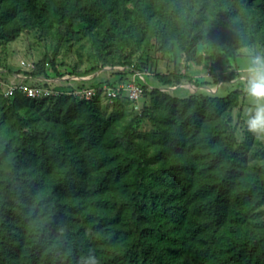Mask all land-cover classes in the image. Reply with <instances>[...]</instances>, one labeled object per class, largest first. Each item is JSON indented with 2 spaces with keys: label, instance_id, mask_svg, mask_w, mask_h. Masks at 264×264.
<instances>
[{
  "label": "trees",
  "instance_id": "obj_1",
  "mask_svg": "<svg viewBox=\"0 0 264 264\" xmlns=\"http://www.w3.org/2000/svg\"><path fill=\"white\" fill-rule=\"evenodd\" d=\"M131 21L207 63L220 82L240 47L264 45V0H0L4 40L70 25L101 28L103 48ZM120 65L150 71L127 62L99 69ZM174 77L155 74L162 87ZM144 89L139 115L116 100L107 119L98 98L4 97L2 116L17 120L18 138L0 143V264H264V225L251 222L264 206V169L246 162L250 137L237 144L240 92L179 98ZM22 106L28 118L15 112ZM122 107L155 115L141 147L116 135Z\"/></svg>",
  "mask_w": 264,
  "mask_h": 264
},
{
  "label": "rangeland",
  "instance_id": "obj_2",
  "mask_svg": "<svg viewBox=\"0 0 264 264\" xmlns=\"http://www.w3.org/2000/svg\"><path fill=\"white\" fill-rule=\"evenodd\" d=\"M202 1L188 0L192 5ZM153 23L157 22L152 21ZM140 27V23L133 21L124 24L121 28L114 30L112 37L107 39L109 41L107 46L103 48L97 44V40L104 36L101 28L85 30L79 26L55 24L48 30L35 28L21 31L12 40L0 38V66L14 73L22 72L29 77L73 74L84 76L105 64L127 62L148 67L154 75L156 73L175 75L167 84L169 87H178L169 92L175 97L187 98L191 95L224 97L238 90L242 96L239 97L237 106L231 112L237 144H244L246 138L250 137L251 143L245 150L246 162L249 166L264 169V137L257 138L249 133L244 125L247 110L252 102L243 93L242 84L234 79L238 74L237 71H235L236 74L232 71L235 68V59H228L224 64L222 75L229 80L220 83L221 75L219 76L218 72H210L207 63L198 64L195 61L186 60L175 42L170 41L164 45L160 39L151 36L150 30L141 33ZM127 30H130L132 35L126 33ZM250 47L256 52L264 53V45L255 44ZM22 60L33 65L32 71L20 69L19 62ZM246 62V59L237 53L238 67L243 68ZM98 82L99 78L91 81L92 84ZM152 85L159 86L157 81H152ZM211 90L213 91L210 92ZM26 109L25 106L16 107L15 112L28 118ZM120 110L123 117L112 125L116 135L125 145H130L132 141L141 147V139L137 137L150 134L157 129L154 122L155 115L148 110L143 116L137 117L127 107H122ZM113 111L105 106L100 109L101 116L105 119L109 118ZM6 112L7 102L0 93V143L15 145L18 138L17 120L11 115L3 117L2 115ZM50 112V108L45 107L39 111V114ZM131 137H133L132 140ZM143 151L145 152L144 149ZM251 222L254 225H264V206L253 215Z\"/></svg>",
  "mask_w": 264,
  "mask_h": 264
},
{
  "label": "built area",
  "instance_id": "obj_3",
  "mask_svg": "<svg viewBox=\"0 0 264 264\" xmlns=\"http://www.w3.org/2000/svg\"><path fill=\"white\" fill-rule=\"evenodd\" d=\"M19 67L27 72L33 69V65L24 60L19 62ZM95 78H99V82L92 84L91 81ZM152 81H156L153 73L148 69H137L133 65L106 66L84 76L73 74L52 77H29L22 72L14 73L0 66V93L5 98L18 93L28 99L40 101L69 95L85 101L98 98L105 107H111L116 100H125L136 115L140 114L149 101L148 97L144 98V87L149 91L158 89L163 92L178 88L161 85L154 87Z\"/></svg>",
  "mask_w": 264,
  "mask_h": 264
},
{
  "label": "clouds",
  "instance_id": "obj_4",
  "mask_svg": "<svg viewBox=\"0 0 264 264\" xmlns=\"http://www.w3.org/2000/svg\"><path fill=\"white\" fill-rule=\"evenodd\" d=\"M237 53L247 62L234 79L242 84L243 93L252 102L244 125L249 133L261 138L264 137V53L250 46L240 47ZM89 264H96L94 257H89Z\"/></svg>",
  "mask_w": 264,
  "mask_h": 264
},
{
  "label": "crops",
  "instance_id": "obj_5",
  "mask_svg": "<svg viewBox=\"0 0 264 264\" xmlns=\"http://www.w3.org/2000/svg\"><path fill=\"white\" fill-rule=\"evenodd\" d=\"M234 66H235V68L232 69L233 72H235V71L238 72V70L241 69V68L238 67V65H237V63H236V59H235V62H234ZM212 76H214V75L212 74ZM236 76H237V75H236ZM232 81H233V80H232ZM220 83H223V82H220ZM220 86H221V85H220ZM212 91H213V90H211L210 92H212ZM241 96H242V95L240 94V97H241Z\"/></svg>",
  "mask_w": 264,
  "mask_h": 264
}]
</instances>
